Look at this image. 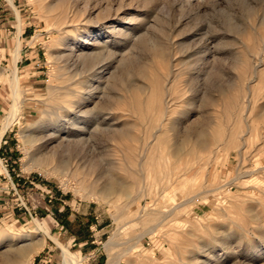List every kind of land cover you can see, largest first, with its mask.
<instances>
[{
    "label": "rangeland",
    "instance_id": "obj_1",
    "mask_svg": "<svg viewBox=\"0 0 264 264\" xmlns=\"http://www.w3.org/2000/svg\"><path fill=\"white\" fill-rule=\"evenodd\" d=\"M13 2L20 37L0 0V257L40 239L38 219L80 264H264V0ZM60 13L76 28L70 68L98 125L70 153L45 152L114 166L136 186L131 204L95 199L55 160L36 166L22 138L59 84ZM19 38L20 109L3 134ZM45 239L32 264H61Z\"/></svg>",
    "mask_w": 264,
    "mask_h": 264
},
{
    "label": "bare ground",
    "instance_id": "obj_2",
    "mask_svg": "<svg viewBox=\"0 0 264 264\" xmlns=\"http://www.w3.org/2000/svg\"><path fill=\"white\" fill-rule=\"evenodd\" d=\"M8 2L16 8V15L19 25L18 32L20 37V11L15 6L13 0H8ZM55 5L52 4L49 8L53 9ZM63 14L60 13V18L58 17L57 19L58 31L61 34L60 43L62 45V49L57 55L60 72L58 75L59 84L53 87H49L52 103L47 104L46 109L43 110V115L39 116L32 124L29 125V128H31L30 130L33 129V131L22 134V138L24 139V142L28 146V149L30 151L29 154L31 155L33 163L36 166L41 167L53 163L58 156L57 150H52V153H50L49 151L48 153L45 152V150H47L51 145L55 144L54 148H58L59 150L62 149V151L64 149L68 150L74 143L78 144V142H83L85 140L86 134L89 133L90 127H92L94 123L97 124V122H94V120L92 119V116L95 115V109H89V100H87V98H84V96L80 94L78 82L75 79V72L70 68L71 58L75 53V50L73 49V42L76 41L77 34L76 28L71 22L72 20L68 21L67 19L63 18ZM65 17L67 18V15ZM13 56L15 67L12 71L11 86L15 95V103L12 107L14 113L13 116H11V118H9L7 122L4 123L3 133L13 124L15 120L14 117L17 114L16 111L20 109L19 103L17 101V97L21 93L20 78L18 75V62L21 56L20 38L18 40L16 48L14 49ZM92 74L95 78L98 75L95 70H92ZM207 122L208 121H205V123ZM203 131L204 130L201 129L198 131V133H201L202 135ZM187 132L191 134L192 130H188ZM112 136H116V132ZM71 148L70 151H68L69 153L71 152V150H73ZM63 156L65 157L66 154H64ZM71 156H69L70 159ZM66 160L64 161L62 160V158L60 160H55L57 161V163L54 166V170L56 169L57 171H60L61 173L69 177H76V184H78L81 189L87 190L89 194L95 199L105 200L110 205L117 207L118 199L123 196L128 199L129 204L137 201V199L139 198L136 194V190L134 191V189H136L134 182L128 179L118 178L119 176L117 177V172L114 166H111L110 168L105 170V172H103L98 171L100 169H98V166L96 164L97 162L95 163L94 161L86 162L84 160L86 163H83L84 161L80 160L79 162L76 160L77 162L70 165V160ZM94 174L95 176L92 177V175ZM104 174L106 176V180L101 183ZM151 178L152 175L149 169L145 170V173H143V179L145 180V182H152ZM66 182H69V180H67ZM190 201V198L185 199L183 202H180L173 208H170L171 210H169L168 213L170 215L175 213L184 203H188ZM145 213V209L142 208L139 211V216L136 218L137 221L140 222ZM35 223L42 233L41 238L38 240H36V238V241L34 242L29 241L24 245L15 247L11 255L4 254L2 257H0V264H32L35 256L40 253L46 245L45 237L55 239L57 243L63 248V261L61 262V264H80L77 255L64 248L55 237H51V235L44 229L39 220H36ZM159 225L160 224H156L150 230H148V232L154 233ZM120 234L121 233L118 231L114 235L112 240L109 242L110 246L113 247L119 244L118 238ZM146 234L142 236H145ZM21 239L29 240L30 238L23 237ZM12 241L15 242V240Z\"/></svg>",
    "mask_w": 264,
    "mask_h": 264
},
{
    "label": "crops",
    "instance_id": "obj_3",
    "mask_svg": "<svg viewBox=\"0 0 264 264\" xmlns=\"http://www.w3.org/2000/svg\"><path fill=\"white\" fill-rule=\"evenodd\" d=\"M4 134V133H3ZM50 201V200H49ZM59 210H61V209H59ZM36 220H38V219H34V221H36ZM40 221V220H39ZM41 222V221H40ZM46 244H47V242H46ZM46 246V245H45Z\"/></svg>",
    "mask_w": 264,
    "mask_h": 264
}]
</instances>
